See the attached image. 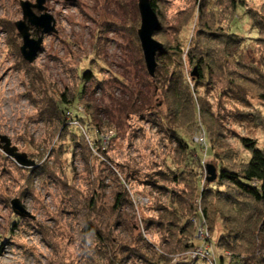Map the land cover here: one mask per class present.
I'll return each mask as SVG.
<instances>
[{
	"label": "rangeland",
	"instance_id": "1",
	"mask_svg": "<svg viewBox=\"0 0 264 264\" xmlns=\"http://www.w3.org/2000/svg\"><path fill=\"white\" fill-rule=\"evenodd\" d=\"M20 1L35 3L0 0V135L37 166L47 167L34 175L0 150V264H120L131 249L137 256L121 264H144L138 259L142 254L153 264H170V259L172 264L181 257L189 264H219V258L228 264L231 253L233 261L247 256L242 245L231 251L218 246L222 222L218 216L202 222L199 195L207 165L237 170L248 160L241 138L264 150V35H256L247 13L251 10L264 27V0H239L245 6L239 4L229 22L232 6H216L224 15L220 29L243 37L242 43L204 42L201 47L194 42L199 41V0H154L163 29L153 38L168 54L156 57L160 62L153 77L137 37L138 0H46L56 34L44 36L30 66L22 62L14 27L22 18ZM31 36H37L33 29ZM200 54H206L205 78L195 85L191 56ZM178 70L195 111L181 113L171 127L164 88ZM62 94L73 113L65 111L70 128L63 129L62 114L58 122L48 117L49 105L60 104ZM75 115L85 117L87 128ZM157 116L165 117L163 123ZM71 117L77 126L70 125ZM173 130L194 150L181 149ZM202 131L205 145L199 143ZM174 177L180 183L172 182ZM14 199L29 217L13 213ZM206 201H213L210 213L217 215L219 200ZM175 202L184 211L183 222L189 219L183 230L191 233L181 241L173 238L171 250L164 243L167 233L146 229L142 220L166 223L172 216L164 211ZM87 217L103 233V245L83 241ZM188 235L198 247L170 258L183 250ZM195 252L207 255L192 260Z\"/></svg>",
	"mask_w": 264,
	"mask_h": 264
},
{
	"label": "trees",
	"instance_id": "2",
	"mask_svg": "<svg viewBox=\"0 0 264 264\" xmlns=\"http://www.w3.org/2000/svg\"><path fill=\"white\" fill-rule=\"evenodd\" d=\"M215 2H217V4ZM150 4L159 20V30L154 34L156 35L162 31L163 27L161 25L160 13L155 1L150 0ZM198 4L199 26L197 28V38H199V41H194L197 47H201V44L204 42H210L214 44L218 41H223L224 44L234 45L236 42L240 43V39L243 40V37L241 36L231 34L224 31L223 29H220L223 27V25H220V21L221 18L224 17V15H221V13L216 9V6H221L222 4L226 6L228 4L231 5L232 12L228 17L229 22L232 17V13L234 12V10H236L237 6L239 4L245 6V3H243V1L199 0ZM250 11L247 10V13L250 20L252 21L253 28H255L256 30V35H264V27L263 25H261L263 24L262 20L258 18L254 19V15ZM260 38L261 37H258V39L254 38L253 40L258 41ZM162 46L163 47L161 51L158 52L156 57L162 54H168V51H166V47L163 44ZM205 56L206 54H200V57H197L195 59L194 56H191L192 63L196 64L197 76L195 78H192L195 85L202 84V80L205 78V74H203L204 71L202 68V58ZM156 61L160 62L158 59H156ZM22 62H24L25 66H30L24 60ZM205 67L207 68V70H209V63H206ZM155 74H157V72ZM85 77L88 78L86 73ZM207 82L206 83L209 86H212L211 81L208 80ZM164 89V106L166 111L165 117L168 118L169 125L172 127L171 124H173V122H175V120L179 118L181 113H193L195 111V103L192 99V94L190 92L189 86L183 79V74L180 70L170 73L168 83L166 84V87ZM60 97V104L56 103V106L49 105L48 117H53L52 119H55L58 122V120L61 119L62 114L63 120L59 124L63 129L69 127L65 119V111L69 110L72 105H70L69 101L66 100L64 94H62ZM261 99L264 101V95L261 96ZM60 106H62L63 110H61ZM74 117H76L77 121L81 122L87 128V121L84 119L85 117L80 115H75ZM157 117L161 120V122L165 118L160 116ZM174 130L172 131V137H174V139H177L176 141L179 143L181 149L194 150V148L190 147V145H188V142L180 137L178 133L175 135ZM76 135L80 138H83L84 136L81 131H78ZM240 142L243 148L249 153L248 160L243 163V165L237 170L224 167L222 163H216V179L212 182L205 180L206 186H204L200 191L199 196L200 199L203 200L200 202L202 205H204L200 209V216L203 223H206L209 218H213L215 216H218L220 218L222 222L223 232L220 233L217 242L218 246L224 249V251H231L233 248L236 249V245H242V247L244 246L243 250H245V254L247 256L241 257L238 255V259H236V261H233L231 260L233 257L232 253L230 252L231 257L227 261L228 264H232L233 262H235L234 264H264V150L258 147L255 141L250 138L243 137L240 139ZM196 158H199L197 157V154ZM46 167L47 165H41L27 169L34 175L36 173L41 175L46 170ZM172 182L180 183L179 179H177L176 177L172 178ZM160 188L163 189L162 187ZM208 198L219 200L217 201L219 205V207L216 209L217 215L216 211L210 213L214 205L213 201H206ZM116 200L117 201H115L114 203V208H118L120 202L118 201V197ZM92 203L93 201H90L89 206ZM171 205H173V209H170V207H168L167 211H164L166 215L172 216V219L167 220L166 223H164L160 218H147L142 220V224L146 229L148 228V226H154L160 228L164 235L167 233V235H165L166 239L164 240V243H166L165 245L167 246L171 245L170 248L172 250L173 244L169 243L170 241L174 240L173 238H177L178 241L179 238H181L183 235L186 236L191 232H188V230H183L182 228V226L188 225L189 219H186L183 222L184 211L182 212L181 209H179V203L175 202ZM192 207L195 208L193 210L197 213V208L195 207V205H193ZM88 219L89 217H87L85 224L81 230L83 241H86V239L88 238L87 240H90V243L94 242L97 246L99 244L103 245V242H105L103 233L100 229H97V227L93 225ZM178 222L183 223L179 224ZM135 228L136 227L134 226V229ZM174 229H176L175 233H173L175 231ZM187 238V241L183 242V250L181 252H176L170 255V258L174 255V257H180V255L184 256L188 252L194 251L198 247L195 243L197 239H190V235H188ZM178 246L180 247L181 245L176 244V247ZM133 250L134 249L128 250L126 255L123 254V258L120 259L119 263L121 264L122 262H126L128 258H130L134 254L135 256H137L136 253L132 252ZM184 258H177L176 261L172 264H189L188 262H185ZM138 259H140L141 263L143 262L144 264H153L151 260L143 254L139 255ZM223 261L224 258L218 259L219 264H225Z\"/></svg>",
	"mask_w": 264,
	"mask_h": 264
},
{
	"label": "water",
	"instance_id": "3",
	"mask_svg": "<svg viewBox=\"0 0 264 264\" xmlns=\"http://www.w3.org/2000/svg\"><path fill=\"white\" fill-rule=\"evenodd\" d=\"M67 3H73L76 0H63ZM46 0H35V3L29 1H20V10L22 18L14 23L15 30L21 38L19 48L22 59L28 64H32L42 49L43 38L45 35L56 34L55 20L47 13L44 6ZM138 12L140 16V27L137 30V37L143 54V60L146 71L153 77L157 67L156 55L162 49V44L156 41L153 36L159 30V20L151 7L150 0H138ZM34 10L40 12L37 15ZM31 29L36 33V38L31 36ZM196 77V68L191 73ZM0 150L5 156L12 159L19 167L34 168L36 163L30 159L27 154L18 151L17 147L11 144L7 136L0 135ZM216 168L212 165L206 166V180L212 182L216 179ZM11 208L13 213L20 217H29L28 212L20 206L17 199L12 200Z\"/></svg>",
	"mask_w": 264,
	"mask_h": 264
},
{
	"label": "built area",
	"instance_id": "4",
	"mask_svg": "<svg viewBox=\"0 0 264 264\" xmlns=\"http://www.w3.org/2000/svg\"><path fill=\"white\" fill-rule=\"evenodd\" d=\"M70 113H72V112H70L69 110H67V113H66V114L69 115ZM72 114H73V113H72ZM72 114H71V115H72ZM70 121H71V122H70V125H73V126H74V125H75V126L78 125L77 122L74 120L73 117L70 118ZM199 135H202V136H201V142H199V143H201V145H203V144L205 145V144H206L205 139H204L205 137L203 138V135H205V133L202 131V132H200ZM197 141H198V140H197ZM204 254L207 255L206 253H204ZM204 254H202V253H200V254L197 253V254H196V252H195V253H194L191 257H189V258H192V260H193V258H196V259H197V256H200L199 258H202V257H204Z\"/></svg>",
	"mask_w": 264,
	"mask_h": 264
}]
</instances>
